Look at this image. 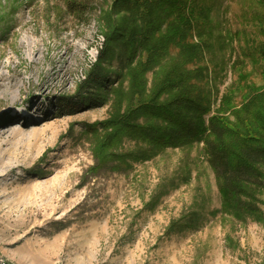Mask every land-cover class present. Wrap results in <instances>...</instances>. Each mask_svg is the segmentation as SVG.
<instances>
[{
  "label": "rangeland",
  "instance_id": "obj_1",
  "mask_svg": "<svg viewBox=\"0 0 264 264\" xmlns=\"http://www.w3.org/2000/svg\"><path fill=\"white\" fill-rule=\"evenodd\" d=\"M130 7L0 0L2 251L17 264H264V177L222 193L205 145L225 139L212 117L264 136V0Z\"/></svg>",
  "mask_w": 264,
  "mask_h": 264
},
{
  "label": "trees",
  "instance_id": "obj_2",
  "mask_svg": "<svg viewBox=\"0 0 264 264\" xmlns=\"http://www.w3.org/2000/svg\"><path fill=\"white\" fill-rule=\"evenodd\" d=\"M119 2L131 6L130 8L136 11L142 18L152 13L154 10H161L160 7H162V0H118V3ZM140 7H143L145 12H140ZM149 8L151 11H149ZM73 11H76V8H74ZM152 22L153 21H150L149 24L151 25ZM107 40L108 37H106V41ZM124 45H126L129 51V60H131L133 53L135 52L133 40L129 36L124 37ZM101 54H103L102 51ZM89 80L95 85L102 84L101 76L96 70L91 71L89 74ZM176 100H174L173 103L169 102L166 105V108L174 110L173 106L176 105ZM188 100H190V98L183 97V104ZM144 104L147 105L146 108L149 109L148 111H151L158 116L168 119H173L175 117L173 112L166 110L163 105H159L154 102ZM195 106L198 108L197 112L199 114L205 112L206 110L205 106L203 105L195 103ZM258 107L259 110L256 113H260L261 109L264 110L263 98L259 99ZM260 116H262V114L256 116L255 120L256 122L263 124L261 127L264 129V118ZM220 119L221 120H219L217 117H212L210 126L212 125L213 127H219L220 129L216 132L214 129H212L214 132L212 135L217 137L220 136L221 138L225 139L220 141L217 140L218 142L216 141V143L212 144L209 138H205V145L207 147L206 150L210 155L214 169L220 172L222 178L224 177V183L222 186L223 188H226V190L224 191L222 189V193L229 194L231 197L238 195L248 196L250 193L246 190L244 184L246 185L250 183L254 185H260L262 183V178L264 177V173L256 161L258 160L257 158L264 160V136L259 135V132L256 131L255 127H253V125L248 120L244 122L241 121L240 124H234L228 122L226 118ZM120 125L123 127V123H120ZM180 126L185 131L190 130V125L186 122L180 123ZM158 130L159 133H162L161 129ZM201 132H203L202 128L198 129V131L196 130L194 136L197 137ZM148 133L151 134V131H148ZM177 138L180 142H183L184 137ZM236 199L238 200L237 197ZM238 202L241 203V201ZM248 202L246 206L244 204L246 210L249 209Z\"/></svg>",
  "mask_w": 264,
  "mask_h": 264
},
{
  "label": "built area",
  "instance_id": "obj_3",
  "mask_svg": "<svg viewBox=\"0 0 264 264\" xmlns=\"http://www.w3.org/2000/svg\"><path fill=\"white\" fill-rule=\"evenodd\" d=\"M0 264H17L12 259H10L7 255L4 254L0 245Z\"/></svg>",
  "mask_w": 264,
  "mask_h": 264
},
{
  "label": "bare ground",
  "instance_id": "obj_4",
  "mask_svg": "<svg viewBox=\"0 0 264 264\" xmlns=\"http://www.w3.org/2000/svg\"><path fill=\"white\" fill-rule=\"evenodd\" d=\"M11 125H13V124H11Z\"/></svg>",
  "mask_w": 264,
  "mask_h": 264
}]
</instances>
